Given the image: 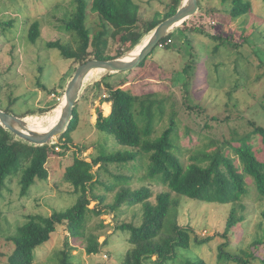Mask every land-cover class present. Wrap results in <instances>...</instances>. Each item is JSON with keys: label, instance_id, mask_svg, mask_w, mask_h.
<instances>
[{"label": "rangeland", "instance_id": "374dc122", "mask_svg": "<svg viewBox=\"0 0 264 264\" xmlns=\"http://www.w3.org/2000/svg\"><path fill=\"white\" fill-rule=\"evenodd\" d=\"M136 1L141 4L142 22L134 30L144 32L154 15L158 13L162 17L167 4L173 0ZM88 2L86 25L92 34L89 50L95 48L96 36L105 27L109 32L101 39V49L105 55L116 54L122 47L114 35L116 29L105 24L99 13L91 11L92 0ZM251 3L252 9L248 14L233 19L224 14V10L230 7V0H200L204 11L211 8L219 11L216 17L206 16L203 20L218 19L220 30H224L222 41L225 43L216 51L214 47L217 42L210 39L204 29L192 32L191 29L177 27L172 31L171 47L167 49L157 45L146 61L147 67H143L137 76L138 80L151 78V66L155 63L166 70L169 79L165 82L172 90V97L167 98L164 90L156 92L155 88L154 94L150 95L155 97L153 100L156 104L154 133L159 134L165 129L170 117L175 114L173 117L180 132L182 159L186 165L197 157L200 160L201 154L216 149L230 139L232 131L247 136L253 130L250 120L264 124V0H251ZM76 7L75 0H0V107H10L9 111L14 115L27 114L24 116L27 123L39 127L37 129L41 132L58 122L68 81L80 65L78 59L65 58L59 48L49 47L48 44L59 40L70 50L80 52L78 35L66 26ZM34 22L40 24V36L35 42L29 38V28ZM215 24L212 21L211 26ZM215 30L216 27L210 29L211 32ZM150 32L139 42L145 45ZM138 43L129 51L128 44H124L125 53L131 51L134 54L140 50L143 46L132 51ZM129 71H120L106 79L113 84L118 83ZM107 73L110 72L97 70L90 73L78 100L79 119L74 129L55 140L65 145L60 146L48 164L49 179H36L26 195L21 192L20 174L6 180L0 198V264H7L8 255L14 248L8 236L16 234L18 226L26 221L29 214L50 215L54 210L63 211L75 204L77 195L72 184L66 180L63 169L73 162L74 153L71 150L91 160L99 153L129 149L111 133L98 129L94 123L98 116L97 109L107 114L105 109L108 111L110 104L102 102L108 94L104 86H90ZM42 85L58 91L51 94L43 90ZM189 128L197 134L185 131ZM14 139L21 138L15 135ZM28 162L24 163L23 168ZM147 163L148 156L142 154L134 164L136 168L129 164L121 169L110 166L108 171L103 168L99 171L100 177L110 187L117 185L114 189L96 185L94 192L105 199L99 204L92 199L89 206H99L106 212L102 215L91 214L87 223L86 234H98L99 242H104L98 253H87V235L74 238L70 236L67 225L60 224L51 240L36 250L33 264H60L57 254L65 249L71 250L72 264H120L132 245L128 241L131 231L118 226L128 222L140 224L142 206L125 205L116 212L107 213V205L114 202L121 186V178L118 182L116 177L118 174L130 176L127 184L132 188L148 186L153 191L151 200L156 201V195L167 187L147 176ZM249 186V194L242 199L241 206L180 198L177 210L172 213L176 214L178 223L191 226L193 237L199 240L214 236L209 242L198 243L193 239L190 248H178L180 262L188 258L203 259L208 264H236L218 258L219 246L227 241L223 233L233 206H237L238 216L244 220L230 232V245L225 250L241 255L251 250L264 254L263 245L253 247V242L264 235V197L258 194L251 179ZM89 196L93 198L91 193ZM170 219L171 216L166 219V226ZM65 241L70 243V247L65 245ZM250 264L262 263L252 258Z\"/></svg>", "mask_w": 264, "mask_h": 264}, {"label": "trees", "instance_id": "16d2710c", "mask_svg": "<svg viewBox=\"0 0 264 264\" xmlns=\"http://www.w3.org/2000/svg\"><path fill=\"white\" fill-rule=\"evenodd\" d=\"M182 2L183 0H173L167 4L163 18L158 13L155 14L145 31L139 32L134 30L142 22L141 4L136 0H92L90 10L99 13L105 24H110L114 30L116 29L114 35L122 45V50L119 49L116 54L105 55L100 42L109 30L104 27L96 36L95 48L89 50L92 40L91 31L86 25L89 2L88 0H75L76 12L66 26L78 35L81 41L80 52L70 50L59 40L48 44L49 47L59 48L63 57L78 59L79 64L89 59L115 58L125 53L124 44H128L127 51L131 50L145 34L152 31L163 20L174 15ZM230 3V7L224 10V14L230 15L233 19L248 14L252 9L251 0H230ZM218 12L216 8L204 11L199 0L198 12L181 26L183 30L190 31L191 29L192 32L196 29H204L207 36L217 42L214 48L218 51L222 43H225L224 40L222 41L225 37L224 30H220L218 19L213 18L208 22L203 20L206 16L216 17ZM212 21L216 23L215 26H211ZM213 27H216L215 32L210 31ZM151 34L152 32L148 35ZM39 36L40 24L34 22L29 28V38L35 42ZM172 37L173 32L161 39L157 45L169 49L171 44L166 42L169 39L172 41ZM142 46L143 44L139 42L133 51ZM153 51L141 64L121 77L120 82L113 84L112 81H108L106 77H113L120 73L110 72L99 82L90 86V88L104 86L108 94L102 102H112L111 112L108 115H104L103 111L98 109L96 127L111 133L121 145L129 149L99 153L91 160L71 150L74 153L73 162L65 165L63 169L66 180L72 184L77 195L75 204L63 211L54 210L50 215L29 214L26 221L18 226L16 234L8 236L14 248L8 255L7 264H33L36 259V250L51 240L60 224H66L70 236L74 238L86 236L90 215L106 213L99 206L89 207L92 199L98 204L103 203L105 199L103 195L94 192L96 185L101 184L108 189H114L117 185L110 187L108 182L103 181L99 175L101 168L108 171L110 166L121 169L129 164L134 165L142 154L148 156L147 176L162 183L167 189L159 192L156 195V201L153 202L151 200L153 191L148 186L132 188L127 184L130 176L116 175L118 182L121 180L122 182L115 194L114 202L107 205V213L116 212L125 205L133 207L141 204L142 206L140 224L128 222L118 226V228L131 231L128 241L132 245L125 252L120 264H169L170 262L171 264H208L203 259L187 258L180 262L178 248H190L193 239L198 243H204L214 238L211 236L199 240L193 237L194 230L191 226L178 223L176 214L172 213L177 210L180 198L187 197L202 202L241 206L242 199L250 191L249 179L252 180L258 194L264 197V124L262 122L258 124L257 121L250 120L249 124L253 130L247 136L232 131L233 136L230 139L218 145L216 149L207 150L206 153L201 154L200 160L198 157L193 158L194 161L189 165H186L182 159L183 150L179 143L180 132L178 123L173 117L175 114L170 117L165 129L159 134L154 133L156 104L153 100L155 97L150 95L154 94L153 90L156 89L157 92L160 89L165 91L164 96L170 98L172 90L165 82L169 77L161 64L155 63L151 66V78L137 79L140 70L147 67L146 61ZM42 87L51 94H56L58 91L56 88L49 90L45 85ZM77 104L78 102L74 107L73 120L65 133L72 131L79 119ZM9 109L10 107L4 110L11 113ZM105 111L108 113L110 109L108 111L105 109ZM25 115L16 116L24 117ZM188 130L192 134H197L190 128L185 131ZM0 132V198L3 196L6 180L16 174H20L21 192L26 195L36 179H49L48 164L57 153L55 147L57 145L64 147L65 144L58 141L54 144L35 145L21 139L15 140L16 134L9 132V129L1 123ZM65 133L60 137H63ZM257 140L258 143H256ZM26 161L29 162L23 168ZM90 193L93 198L89 196ZM169 216L171 219L166 226V219ZM243 220V217L238 216L237 206H233L223 233L227 241L219 246L218 258L221 261H233L236 264H250L252 258H257L264 264V254H258L256 251L251 250L241 255L225 250L230 245V232ZM86 240L88 254L98 253L104 245V242H99L98 234L89 233ZM65 245L70 247L68 241H65ZM258 245L264 246V235L253 242V247ZM71 256V250L67 249L57 254L60 264H72Z\"/></svg>", "mask_w": 264, "mask_h": 264}, {"label": "water", "instance_id": "95a60500", "mask_svg": "<svg viewBox=\"0 0 264 264\" xmlns=\"http://www.w3.org/2000/svg\"><path fill=\"white\" fill-rule=\"evenodd\" d=\"M199 10V0H183L176 13L159 23L151 32L148 42L138 53H124L111 59H89L80 64L65 89V104L58 122L46 131L33 130L25 117H19L0 108V123L21 139L35 145L53 143L64 134L74 117V107L92 71L99 69L106 72L129 71L136 68L154 50L157 44L169 33L181 26ZM133 51V50H132ZM127 55H130L129 57ZM52 141V142H51Z\"/></svg>", "mask_w": 264, "mask_h": 264}, {"label": "bare ground", "instance_id": "6f19581e", "mask_svg": "<svg viewBox=\"0 0 264 264\" xmlns=\"http://www.w3.org/2000/svg\"><path fill=\"white\" fill-rule=\"evenodd\" d=\"M147 42H148V41H147ZM147 42H146V43H147ZM146 43H145V44H146ZM143 46H144V45H143ZM140 50H141V49H140ZM140 50H138L136 53H138ZM97 70H99V69H96V70H94V71H97ZM92 72H93V71H92ZM65 101H66V98H65ZM64 104H65V102H64ZM63 107H64V106H63ZM62 111H63V110H62ZM61 114H62V113H61ZM28 126H29L31 129H33V130L40 131V130H38L37 128H35L34 126H32V125L29 124V123H28Z\"/></svg>", "mask_w": 264, "mask_h": 264}, {"label": "crops", "instance_id": "0c3cea01", "mask_svg": "<svg viewBox=\"0 0 264 264\" xmlns=\"http://www.w3.org/2000/svg\"><path fill=\"white\" fill-rule=\"evenodd\" d=\"M104 103H109L110 104V111L107 113V114H104V115H108L110 112H111V108H112V102L110 101V102H106V101H104ZM101 110V109H100ZM97 111H98V109H97ZM101 111H103V110H101ZM104 113V112H103ZM98 117V116H97ZM97 120V119H96ZM94 123H96V121L94 122Z\"/></svg>", "mask_w": 264, "mask_h": 264}, {"label": "built area", "instance_id": "2783aa9c", "mask_svg": "<svg viewBox=\"0 0 264 264\" xmlns=\"http://www.w3.org/2000/svg\"><path fill=\"white\" fill-rule=\"evenodd\" d=\"M170 42H171V39H169L166 43L168 44V43H170ZM54 143H57V142L54 141L53 144H54ZM55 149H56V150H60V146L57 145V146L55 147Z\"/></svg>", "mask_w": 264, "mask_h": 264}]
</instances>
